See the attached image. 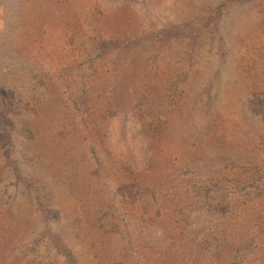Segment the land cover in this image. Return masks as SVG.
<instances>
[{"label":"rangeland","instance_id":"1","mask_svg":"<svg viewBox=\"0 0 264 264\" xmlns=\"http://www.w3.org/2000/svg\"><path fill=\"white\" fill-rule=\"evenodd\" d=\"M223 263L264 264V0H0V264Z\"/></svg>","mask_w":264,"mask_h":264},{"label":"trees","instance_id":"2","mask_svg":"<svg viewBox=\"0 0 264 264\" xmlns=\"http://www.w3.org/2000/svg\"><path fill=\"white\" fill-rule=\"evenodd\" d=\"M260 229H263L262 227H260ZM199 233V232H198ZM198 233H196V235L198 234ZM217 240V235L215 234V232L214 231H212V232H206L205 233V236H203V238L201 239V240H203V242H209V243H211V247L210 248H207L206 246H204L203 245V247H204V251L206 252V253H208L209 251V249H211L212 248V246H213V243H212V241L213 240ZM222 241V243H221V246L223 247V245H224V238L221 236V240H220V242ZM247 242L246 241H244V244H246ZM243 248H247V246H244ZM223 264H225V263H223Z\"/></svg>","mask_w":264,"mask_h":264}]
</instances>
